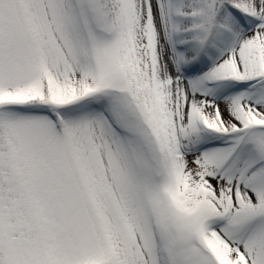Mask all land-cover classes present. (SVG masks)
I'll return each mask as SVG.
<instances>
[{
  "label": "snow or ice",
  "instance_id": "1",
  "mask_svg": "<svg viewBox=\"0 0 264 264\" xmlns=\"http://www.w3.org/2000/svg\"><path fill=\"white\" fill-rule=\"evenodd\" d=\"M0 264H264V0H0Z\"/></svg>",
  "mask_w": 264,
  "mask_h": 264
}]
</instances>
